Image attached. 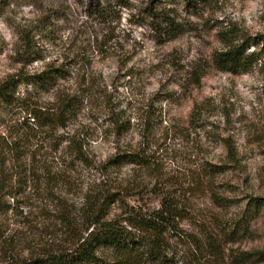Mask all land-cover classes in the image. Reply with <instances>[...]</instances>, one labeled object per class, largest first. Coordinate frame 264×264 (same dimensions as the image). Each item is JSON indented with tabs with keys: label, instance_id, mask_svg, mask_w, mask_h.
Wrapping results in <instances>:
<instances>
[{
	"label": "rangeland",
	"instance_id": "obj_1",
	"mask_svg": "<svg viewBox=\"0 0 264 264\" xmlns=\"http://www.w3.org/2000/svg\"><path fill=\"white\" fill-rule=\"evenodd\" d=\"M166 17L179 25L172 37L162 32ZM227 31L264 37V0H0V79L12 76L13 96L25 97L33 87L22 80L49 67L56 68L54 86L37 87L42 97L56 88L81 96L86 87L70 129L87 137L99 158L137 129L119 136L113 119L133 124L130 110L152 105L187 125L196 103L205 126L194 123L190 137L164 144L167 173L183 182L201 159L218 163L224 150L217 133L232 137L239 163L218 175L226 204L195 194L193 219L184 225L217 237V264H264V43L249 70L220 68L219 35ZM29 49L36 59L21 60ZM11 104L0 115L19 111L16 100ZM234 226L235 236H221Z\"/></svg>",
	"mask_w": 264,
	"mask_h": 264
},
{
	"label": "trees",
	"instance_id": "obj_2",
	"mask_svg": "<svg viewBox=\"0 0 264 264\" xmlns=\"http://www.w3.org/2000/svg\"><path fill=\"white\" fill-rule=\"evenodd\" d=\"M164 20L162 32L174 36L179 25L170 17ZM219 37L220 68L249 70L260 61L258 44L264 37L253 41L230 31ZM25 53L27 59L21 60L36 59L28 58L34 54L30 49ZM52 69L22 80L33 87L25 97L13 96L12 76L0 79V113L14 100L20 108L0 115V264L222 263L217 237L205 228L196 233L184 221L193 219L189 197L195 194L207 192L217 204H226L218 175L238 167L232 137L217 133L223 158L218 163L201 159L196 175L181 182L165 169L169 147L164 144L190 137L194 123L203 126L200 109L193 105L185 125L146 105L130 110L133 124L129 118L113 119L119 136L137 129L99 158L87 137L70 129L87 88L81 96L56 88L47 98L36 90L53 88ZM199 78L193 76L194 82ZM193 137L200 141L196 132ZM238 229L221 236L231 238Z\"/></svg>",
	"mask_w": 264,
	"mask_h": 264
}]
</instances>
